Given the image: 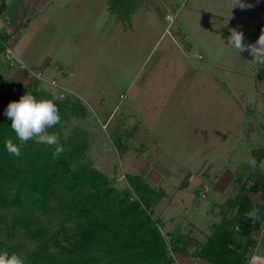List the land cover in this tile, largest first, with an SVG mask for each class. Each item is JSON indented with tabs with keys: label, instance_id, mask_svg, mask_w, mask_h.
I'll list each match as a JSON object with an SVG mask.
<instances>
[{
	"label": "rangeland",
	"instance_id": "rangeland-1",
	"mask_svg": "<svg viewBox=\"0 0 264 264\" xmlns=\"http://www.w3.org/2000/svg\"><path fill=\"white\" fill-rule=\"evenodd\" d=\"M244 3L251 7L231 9V0H6L0 23L10 30L12 52L43 72L54 96L72 95L88 108L87 119L71 124L89 132L95 165L118 188L128 186L125 173L163 187L155 215L165 228L180 226L205 241L225 199L248 177L264 178V158L254 168L251 151L264 147V65L227 44L232 28L245 45L264 29V0ZM14 74L0 66L3 78ZM122 118V131L136 126L128 137L133 150L123 154L109 137ZM255 234L250 264H264V231Z\"/></svg>",
	"mask_w": 264,
	"mask_h": 264
},
{
	"label": "trees",
	"instance_id": "trees-1",
	"mask_svg": "<svg viewBox=\"0 0 264 264\" xmlns=\"http://www.w3.org/2000/svg\"><path fill=\"white\" fill-rule=\"evenodd\" d=\"M6 7L0 0V15ZM9 38L10 32L0 28V66L15 70L9 77L0 75V251L18 254L24 264H180L178 258L192 264H250L249 252L259 246L255 233L264 231V178L248 177L225 199L205 241L180 226L165 228L163 217L155 215L164 188L134 173H125L128 186L118 188L112 175L95 165L87 129L71 124L87 119L88 108L72 95L54 96L43 72L12 65L4 55ZM27 92L59 109L60 123L48 129L64 147L56 158L55 146L33 140L18 157L5 148L8 138L20 144L5 110ZM124 122L109 133L121 154L133 150L128 137L136 127L122 131ZM251 151L258 168L264 147Z\"/></svg>",
	"mask_w": 264,
	"mask_h": 264
},
{
	"label": "clouds",
	"instance_id": "clouds-1",
	"mask_svg": "<svg viewBox=\"0 0 264 264\" xmlns=\"http://www.w3.org/2000/svg\"><path fill=\"white\" fill-rule=\"evenodd\" d=\"M235 6H239L241 9L251 7V5L245 4L244 0H231V9ZM229 31L228 45H231L239 53L247 51L254 62L264 65V29L261 30L255 43L247 45L243 42L244 36L241 31L236 28ZM5 115L11 120V129L20 141V144L17 145L11 138L5 140V148L10 154L20 156L21 147L29 140H33L37 144L55 146L54 158L64 151V147L59 142V136L55 132L48 131L61 121L59 109L54 102L37 99L33 94L27 92L21 95L18 101L12 100L8 103ZM0 264H24V261L18 254H10L4 250L0 251Z\"/></svg>",
	"mask_w": 264,
	"mask_h": 264
},
{
	"label": "built area",
	"instance_id": "built-area-1",
	"mask_svg": "<svg viewBox=\"0 0 264 264\" xmlns=\"http://www.w3.org/2000/svg\"><path fill=\"white\" fill-rule=\"evenodd\" d=\"M6 59L10 61L12 65L14 64H22L21 60L18 58V56L12 52V47L9 44L5 45V53H4ZM24 67H26L24 64H22Z\"/></svg>",
	"mask_w": 264,
	"mask_h": 264
},
{
	"label": "crops",
	"instance_id": "crops-1",
	"mask_svg": "<svg viewBox=\"0 0 264 264\" xmlns=\"http://www.w3.org/2000/svg\"><path fill=\"white\" fill-rule=\"evenodd\" d=\"M4 27L1 23H0V28ZM5 28V27H4ZM8 32H10V30L6 29ZM190 262V264H192V262L190 260H188Z\"/></svg>",
	"mask_w": 264,
	"mask_h": 264
}]
</instances>
